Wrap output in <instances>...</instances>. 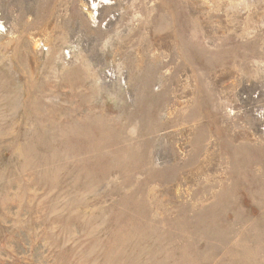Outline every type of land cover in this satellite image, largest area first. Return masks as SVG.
Wrapping results in <instances>:
<instances>
[{
	"label": "rangeland",
	"instance_id": "374dc122",
	"mask_svg": "<svg viewBox=\"0 0 264 264\" xmlns=\"http://www.w3.org/2000/svg\"><path fill=\"white\" fill-rule=\"evenodd\" d=\"M0 264H264V0H0Z\"/></svg>",
	"mask_w": 264,
	"mask_h": 264
}]
</instances>
